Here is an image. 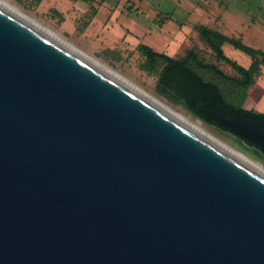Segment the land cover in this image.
Returning a JSON list of instances; mask_svg holds the SVG:
<instances>
[{"label": "water", "instance_id": "95a60500", "mask_svg": "<svg viewBox=\"0 0 264 264\" xmlns=\"http://www.w3.org/2000/svg\"><path fill=\"white\" fill-rule=\"evenodd\" d=\"M0 264H264V175L0 4Z\"/></svg>", "mask_w": 264, "mask_h": 264}, {"label": "rangeland", "instance_id": "374dc122", "mask_svg": "<svg viewBox=\"0 0 264 264\" xmlns=\"http://www.w3.org/2000/svg\"><path fill=\"white\" fill-rule=\"evenodd\" d=\"M41 27L58 34L84 53L97 58L134 86L155 96L175 110L205 126L217 138L264 168V156L245 146L236 136L196 119L182 105L160 96L157 76L142 69L144 57L138 46L145 44L156 52L183 59L191 49L208 63L215 64L231 77L240 73L226 63H218L214 52L201 37L199 27L216 30L241 39L245 44L264 50L256 33L230 26L226 19L239 15L251 18L264 10V0H2ZM224 22V23H222ZM264 41V40H263ZM225 55L250 69L253 58L226 43ZM247 93V109L264 113V69L253 78Z\"/></svg>", "mask_w": 264, "mask_h": 264}, {"label": "trees", "instance_id": "16d2710c", "mask_svg": "<svg viewBox=\"0 0 264 264\" xmlns=\"http://www.w3.org/2000/svg\"><path fill=\"white\" fill-rule=\"evenodd\" d=\"M199 31L218 63L230 65L240 73V78L231 77L217 65L206 62L195 49H191L183 59H175L166 53L156 52L145 44H140L137 48L145 59L142 69L157 76L156 91L160 96L182 105L203 123L236 136L245 146L254 148L258 155L264 156V151L257 143L231 132L217 119L222 115L228 120H236L240 116L264 120V113L245 108L247 93L239 95L240 89H249L254 76L264 69V50L204 26L199 27ZM226 43L250 55L253 58L252 67L246 69L228 58L223 50Z\"/></svg>", "mask_w": 264, "mask_h": 264}, {"label": "bare ground", "instance_id": "6f19581e", "mask_svg": "<svg viewBox=\"0 0 264 264\" xmlns=\"http://www.w3.org/2000/svg\"><path fill=\"white\" fill-rule=\"evenodd\" d=\"M0 4L3 5V6H5L9 10H11L12 12L16 13L20 17L24 18L25 20H27L31 24L35 25L36 27H38L42 31L46 32L50 36L54 37L55 39H57L61 43L65 44L66 46H68L72 50L76 51L80 55L84 56L85 58H87L88 60H90L91 62H93L94 64H96L97 66L101 67L102 69H104L105 71H107L108 73H110L111 75L115 76L116 78H118L122 82L126 83L130 87L134 88L135 90L139 91L143 95H145L148 98L152 99L153 101L157 102L158 104H160L161 106H163L164 108H166L167 110H169L171 113H173L174 115H176L177 117H179L180 119H182L183 121H185L187 124H189L190 126H192L193 128H195L196 130H198L199 132H201L202 134H204L206 137H208L209 139H211L212 141H214L215 143H217L218 145H220L221 147H223L225 150H227L228 152H230L231 154H233L237 158L241 159L242 161H244L245 163H247L248 165H250L251 167H253L254 169H256L257 171H259L260 173H262L264 175V168L263 167L259 166L254 161H252L249 158H247L246 156L242 155L240 152H238L234 148L228 146L226 143H224V141H222L219 138H217L205 126H203V125L199 124L198 122L192 120L191 118L185 116L184 114H182L179 111L175 110L174 108H172L171 106L167 105L166 103H164L160 99L156 98L155 96H153V95H151V94H149V93L141 90L140 88L134 86L132 83H130L128 80H126L123 77H121L120 75H118L115 71H113L111 68H109L108 66H106L105 64H103L97 58L92 57V56L84 53L83 51L79 50L78 48L74 47L72 44H70L69 42H67L65 40V38H63L62 36H60L58 34L51 33L49 30L41 27L35 20L27 17L26 15H24L23 13H21L17 9L13 8L9 4L5 3L4 1L0 0Z\"/></svg>", "mask_w": 264, "mask_h": 264}, {"label": "crops", "instance_id": "0c3cea01", "mask_svg": "<svg viewBox=\"0 0 264 264\" xmlns=\"http://www.w3.org/2000/svg\"><path fill=\"white\" fill-rule=\"evenodd\" d=\"M226 23H228L230 26L235 24L236 26L250 30L252 34L257 32L258 36L261 37L260 41L264 42L263 41L264 40V10L257 11V13L253 12V15L251 18H247V17L239 15L237 18L233 17L231 19L230 18L226 19V22L224 24ZM256 49H261V48L258 47ZM246 104H245V108H246ZM248 110H252V109H248Z\"/></svg>", "mask_w": 264, "mask_h": 264}]
</instances>
